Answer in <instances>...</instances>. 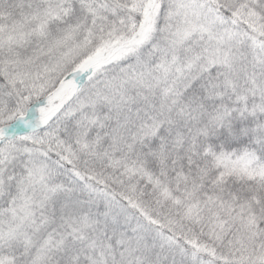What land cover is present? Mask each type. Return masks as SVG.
<instances>
[{
  "label": "snow or ice",
  "instance_id": "obj_1",
  "mask_svg": "<svg viewBox=\"0 0 264 264\" xmlns=\"http://www.w3.org/2000/svg\"><path fill=\"white\" fill-rule=\"evenodd\" d=\"M0 264H264V0H0Z\"/></svg>",
  "mask_w": 264,
  "mask_h": 264
}]
</instances>
